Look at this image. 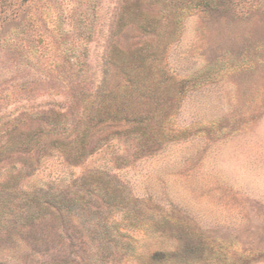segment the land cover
<instances>
[{"label": "rangeland", "instance_id": "obj_1", "mask_svg": "<svg viewBox=\"0 0 264 264\" xmlns=\"http://www.w3.org/2000/svg\"><path fill=\"white\" fill-rule=\"evenodd\" d=\"M112 46L158 61L141 104L155 138L116 137L76 161L4 156L19 190L85 206L37 221L38 245L19 221L0 229V264H264V0H0V134L48 113L70 128ZM67 61L80 84L60 81ZM108 70V89L125 84ZM86 174L111 179L114 199L85 196Z\"/></svg>", "mask_w": 264, "mask_h": 264}, {"label": "trees", "instance_id": "obj_2", "mask_svg": "<svg viewBox=\"0 0 264 264\" xmlns=\"http://www.w3.org/2000/svg\"><path fill=\"white\" fill-rule=\"evenodd\" d=\"M118 14L117 20L120 21L123 12ZM128 15L130 16V12ZM176 15L173 14L171 18L175 19ZM138 17L143 22L140 27L144 29L152 27L149 20ZM171 21L176 23L175 20ZM117 52L113 46L107 52L104 61L107 74L105 73L104 81L96 91L81 99L80 108L70 128H65L61 133L59 122L51 113L47 114V122H44V126L39 125L36 128L18 126L19 118L15 125L6 127L0 134V163L6 155L22 154V152L29 154L34 150L39 154L50 150L61 151L76 161L92 155L98 147L107 145L116 137L134 140L138 144V149H141L142 138L146 134L150 135L149 138H155L150 128L154 116L143 113L141 104L147 91L150 92L154 86L159 87L161 84L154 80L158 61L155 56L152 60H149V57H142L139 50H136L131 58H125ZM65 63L69 71L65 76L60 77V81L65 84L70 81L80 84L82 80L79 71L74 72V66L69 61ZM113 67L118 69L119 74L125 79V84L118 89L110 90L107 88L108 69ZM47 127L48 130H45ZM2 168L3 165L0 164V229L19 221L20 226L31 229L30 239L38 245L44 243H38L44 239L36 231L37 221L50 218L54 213H61L65 205L69 214H74V211L80 209L79 207L85 206L82 205L83 201L80 202L79 194V196H65L51 194L41 189L29 190L31 192L19 190L21 181L19 178L22 174L2 173ZM111 183V179L102 175L86 174L79 185L83 187L85 196H90L92 191L97 190L109 201L114 199L109 189ZM10 217L13 222L8 220ZM80 244L79 241L75 246L80 247Z\"/></svg>", "mask_w": 264, "mask_h": 264}]
</instances>
